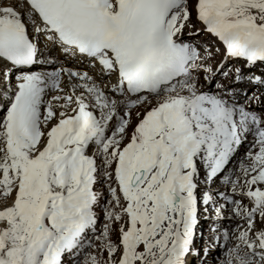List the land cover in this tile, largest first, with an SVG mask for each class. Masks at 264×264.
Returning <instances> with one entry per match:
<instances>
[{"label":"snow or ice","instance_id":"snow-or-ice-1","mask_svg":"<svg viewBox=\"0 0 264 264\" xmlns=\"http://www.w3.org/2000/svg\"><path fill=\"white\" fill-rule=\"evenodd\" d=\"M0 264H264V0H0Z\"/></svg>","mask_w":264,"mask_h":264}]
</instances>
